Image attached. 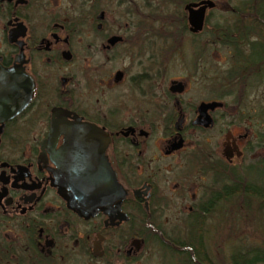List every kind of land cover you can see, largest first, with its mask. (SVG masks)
<instances>
[{
    "label": "flooded vegetation",
    "instance_id": "flooded-vegetation-1",
    "mask_svg": "<svg viewBox=\"0 0 264 264\" xmlns=\"http://www.w3.org/2000/svg\"><path fill=\"white\" fill-rule=\"evenodd\" d=\"M230 42L264 86V0H0V264L128 262L161 219L205 215L223 164L264 166V89L247 116L223 81L192 92L206 46ZM101 150L125 197L83 217L61 170Z\"/></svg>",
    "mask_w": 264,
    "mask_h": 264
},
{
    "label": "rangeland",
    "instance_id": "rangeland-1",
    "mask_svg": "<svg viewBox=\"0 0 264 264\" xmlns=\"http://www.w3.org/2000/svg\"><path fill=\"white\" fill-rule=\"evenodd\" d=\"M225 1V0H224ZM234 2V0H229ZM203 66L206 67V74L196 75L192 78L193 95L199 96L202 92L211 94V89L216 88L218 83L223 81L224 91L231 90L234 85L231 84L227 78L228 73L233 70V64L228 57L230 48L223 44H208ZM186 51L187 48H185ZM193 55V54H192ZM184 60L187 64L190 62L188 52ZM227 56V57H226ZM181 69L182 64L179 60H175L173 66L170 68V77H180L185 75ZM264 70V69H263ZM264 75V74H263ZM218 77L222 78L218 80ZM264 86L245 89L248 94L243 99L241 109L247 116L251 109L255 106L258 109L262 100ZM244 90V89H243ZM225 100L231 103L232 95L226 96ZM249 120L243 122L244 126H248ZM222 148V147H221ZM239 164L237 171L241 172L242 168L250 165L253 161L248 160ZM224 183V181L222 182ZM243 203V197L237 196L233 199L220 201L214 207L213 213L207 218V243L210 254L220 263L228 262V257L232 250L239 246L247 244H262L264 243V207L260 206L258 199H252L251 203L246 206ZM161 227L164 228L171 237H185L186 227L184 221L178 218H163L159 221ZM155 234H149L146 238L145 245L140 249L139 253L130 261H122L120 259H113L106 257L97 259L98 262L91 264H181L178 256L175 253L165 249L156 240ZM158 237V236H157ZM116 243V242H114ZM73 264H90L82 255L76 257Z\"/></svg>",
    "mask_w": 264,
    "mask_h": 264
},
{
    "label": "trees",
    "instance_id": "trees-1",
    "mask_svg": "<svg viewBox=\"0 0 264 264\" xmlns=\"http://www.w3.org/2000/svg\"><path fill=\"white\" fill-rule=\"evenodd\" d=\"M247 28V27H246ZM243 31V30H241ZM234 54L238 55L242 50L240 43H225ZM246 46V45H245ZM239 58V59H238ZM233 70L228 73V80L234 85L231 90H225V95L239 92L242 97L248 94V76L235 74L234 70L238 64L249 62L247 55L230 56ZM244 89V90H243ZM221 189L214 193L209 199L205 209V215L194 220H189L185 237H171L167 231L159 227L156 240L162 247L178 256L181 264H222L211 256L207 243V218L213 213L214 207L220 201L233 199L237 196L243 197V203L249 205L251 200L258 199L260 206L264 207V166L254 164L242 168L241 172L227 164H223ZM158 236V237H157ZM223 264H264V243L241 245L231 251L228 262Z\"/></svg>",
    "mask_w": 264,
    "mask_h": 264
},
{
    "label": "water",
    "instance_id": "water-1",
    "mask_svg": "<svg viewBox=\"0 0 264 264\" xmlns=\"http://www.w3.org/2000/svg\"><path fill=\"white\" fill-rule=\"evenodd\" d=\"M24 100L23 104L7 107L9 109L7 116L10 117L19 111L30 100V93ZM226 150L225 148V152ZM89 160L91 161H82L79 166L71 169L61 170L63 182L58 184L60 194L68 205L83 217L94 216L99 211L105 213L111 209L113 212L118 211L125 197V190L118 182L116 173L106 162L102 150ZM98 250L99 246L95 245L96 255L101 254Z\"/></svg>",
    "mask_w": 264,
    "mask_h": 264
}]
</instances>
